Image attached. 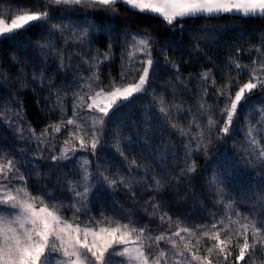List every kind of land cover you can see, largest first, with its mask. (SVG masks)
<instances>
[{"label":"trees","instance_id":"trees-1","mask_svg":"<svg viewBox=\"0 0 264 264\" xmlns=\"http://www.w3.org/2000/svg\"><path fill=\"white\" fill-rule=\"evenodd\" d=\"M41 3L42 0H0V6L19 12L41 11ZM118 8V17L100 16L93 21L95 28L90 32L91 44L100 52L107 49L110 37H119L113 43L116 54L113 62L110 66H103L102 73H98L105 84L109 74L119 81L121 52L126 53L124 63L127 64L133 36L145 33L155 37L156 42L152 44L154 58L158 55L157 49H164L169 59L179 66L181 75L177 79L175 70L166 66L164 57L159 56L158 71L149 94L138 95L132 102L110 113L106 120V143L99 149L97 163L106 164V174L122 176L124 183L110 192L93 181L94 188L89 193L90 215L99 220L103 210L107 217L120 223H128L131 219L132 226L147 227L146 235L153 238L162 231L171 236L183 228L193 229L195 236L183 232L181 236H186L193 245L200 238L201 248L196 253L208 256L212 264H218L215 253L209 256L203 250L214 243L204 233L220 232L221 239H225V231L230 229L234 235L240 224L247 222L243 219L245 216H264V167L248 163L242 156L248 147L242 128L247 117L255 119V115L250 114L254 111L251 105L248 107V102L262 103L264 92H254L243 103L234 118L235 125L229 137L221 140L208 132L209 118L216 120L218 126L222 123L223 118L218 117L225 107L224 98L216 107L215 94L228 84L229 78L237 81L236 85L227 89L234 96L238 86L247 82L253 67L260 65L259 73H264V64L260 63L255 53V48L264 38V17L223 15L186 18L183 29L177 27L173 32L162 25V18L157 14L140 13L123 4H119ZM51 15L53 22L65 24L64 21H72L76 27L87 26L89 19L79 10L52 8ZM126 37L127 49L121 46ZM66 40H69L67 46ZM73 40L72 28H68L67 36H64L51 32L46 22H35L27 30L20 31L14 40H0V159L14 160L16 168L27 178L26 188L39 197L50 191L55 199L45 202L57 207H60L59 201H63L64 205L71 203L67 187H57L58 178L73 177L81 172L80 158H93L88 151L82 150L74 155L69 153V160L54 164L51 156H59L60 149L65 146L64 140L68 138L66 128L62 126L59 133L49 132L55 149L42 146L45 151L41 157L34 140L30 137L20 139L15 127L8 125L13 116L10 109L21 107L23 127L31 128L37 134L49 125L61 124L59 108L63 109L65 118H75L72 103L76 94L87 95V84L92 83L87 78L96 69L86 70L94 62H81L83 48L71 43ZM45 43L59 49L65 57L63 71L59 70L60 56L51 53L47 47H41ZM169 43L171 46H167ZM253 60L257 62L253 64ZM236 63L249 68L241 71L235 67ZM205 72L209 74L202 78L200 74ZM81 77L87 81L84 87H81ZM50 84H54L55 88H50ZM205 89L207 95H204ZM201 104L205 105L203 110ZM54 106L58 109L55 112ZM161 107L166 111L161 113ZM80 111L93 113L86 108ZM181 130L185 135H180ZM201 133L207 137L204 140L207 155L203 149L195 151ZM189 142L191 147H186ZM118 147L123 150L124 156L119 154ZM186 153H190L187 160ZM192 164L197 171L188 174L186 183L174 180L175 189L171 186L158 188L157 180L162 182L167 173L173 172L184 176ZM214 170L228 183L230 192L228 199L220 204L216 203L217 198L210 194L206 183ZM226 170L231 172V176L225 174ZM15 171L12 169L11 172ZM92 171H95V164ZM154 204L159 206L155 211ZM60 211L73 218V211L66 208H60ZM162 216L165 217L163 221ZM79 217L80 220L87 218L83 214ZM237 220L239 223H236ZM213 223L217 225L215 229L212 228ZM175 239L182 244L178 237ZM249 242H252L251 236ZM148 243L146 240L145 244ZM151 246L155 251L156 245L153 243ZM159 247L169 254L172 263L179 259L172 255L178 250H173L170 243L161 241ZM237 254L238 249L233 251L232 264H236L234 258ZM190 259L189 256L185 264ZM255 261L256 264H264V253L258 252Z\"/></svg>","mask_w":264,"mask_h":264},{"label":"snow or ice","instance_id":"snow-or-ice-1","mask_svg":"<svg viewBox=\"0 0 264 264\" xmlns=\"http://www.w3.org/2000/svg\"><path fill=\"white\" fill-rule=\"evenodd\" d=\"M119 4L139 10L140 13L157 14L162 18V25L171 28L173 32L177 27L183 29V20L186 18L199 16L212 18L223 15H241L244 18L264 17V0H42L43 10L41 11L23 10L12 16L10 23L0 17V40L16 39L20 31L27 30L35 22H46L51 32H58L64 36H67V29L72 28L75 40L71 43L83 48L81 62L93 61L94 63L89 65L86 70L96 69L92 76L87 78L88 81H92L87 84V101H85L84 95L76 94V99L72 103L73 116H78L80 110L84 108L97 114L92 125L86 127L83 124H77L75 118H65L63 109L59 108L61 124L49 125L37 134L33 129L23 127L22 107L10 109L13 116L8 126L15 127L20 139L26 140L30 137L34 140L36 150L41 154V157L45 151L42 146H48L49 150L55 149V143L49 139V132L59 133L63 126L67 129L68 138L64 140L65 146L60 149V155L51 156L53 163L67 161L71 158L69 153L74 155L82 150L88 151L93 159L80 158L82 160L80 173L70 178H58L57 187L66 186L71 199V203L68 205L59 201L60 207L45 202L55 199L50 191L42 197L29 196L24 186L27 184V178L16 168L14 160L9 159L0 163V187L6 189L3 196H0V264H126V257L129 260L135 259L136 264H172L169 254L159 247L161 241L170 243L173 250H178L172 252V255L179 257L175 264H185L189 256L191 259L187 261V264H192V261H195L196 264H212V260L208 256L196 254V251L201 248L200 238H197L196 244L193 245L190 241H184V237L181 236V232L195 236L193 229L183 228L172 233L171 236H166L162 231L160 235L153 238L146 235L147 227L132 226L131 219L128 223H120L117 219L107 217L103 210L100 212L99 220L90 215L89 193L94 188L93 181L95 185H103L110 192H114L119 184L124 183L122 176L106 174L108 172L106 164L97 163L99 149L106 143V120L110 113L132 102L138 95L149 94L150 86L158 71L159 56L164 57L166 66L175 70L177 79H180L181 75L179 66L169 59L164 49H157L158 55L154 58L152 44L156 42L155 37L150 33H145L133 44L134 51L140 53L141 58L126 66L124 63L126 53L121 52L122 63L119 81L109 74L107 84H105L98 73H102L103 66H110L113 62L116 55L113 51V43L114 39H119V37H110L107 49L100 52L99 49H94L91 44L90 32L95 28L93 21L100 16L104 18L118 17ZM57 5L78 6V10L89 18L87 26L76 27L53 22L51 11L53 6ZM68 43L69 40H66V46ZM121 46L127 49V37L121 41ZM167 46H171L170 43ZM41 47H47L51 53L60 56L59 70L63 71L66 65L65 57L61 51L49 43H45ZM261 49H264V38L261 39L260 46L255 48L260 63L264 64V51ZM132 56L133 53H127L128 60L131 61ZM256 62L253 60V64ZM235 67L243 71L247 66L236 63ZM210 71L211 69H209ZM208 74L205 72L200 75L202 78H206ZM80 81L81 87L87 83L84 77H81ZM236 84L235 78H229L228 84L215 94V106H219L221 98H224L223 103L225 104V107L220 110V117H218V119L223 118L219 126L216 120L208 119L209 135H215L217 139L223 140L229 137L234 125V118L238 115V106L246 103L254 92H264V73H258L257 69L253 67L247 82L239 85L233 96L227 89ZM49 87L55 88V85L50 84ZM204 95H207V89L204 90ZM49 102L51 103V101ZM200 108L203 110L205 105L201 104ZM57 110V107L54 106L53 111ZM165 111L164 107L160 108L161 113ZM260 111L264 113V109H260ZM258 123L262 124L261 129L252 126L246 133L248 143L253 151H244L242 156L248 163L258 162L264 167V145H261L257 140V136L264 130V122L258 121ZM172 127L175 129V125ZM180 135H185L183 130L180 131ZM205 139L207 137L201 133L195 151L203 149L207 155ZM186 147H191V143L189 142ZM117 151L121 156H124L123 150L119 147ZM124 158L127 159V157ZM189 158L190 153H186L185 160ZM93 164H95V171H92ZM12 169H16V171L9 176L8 173ZM195 171H197L196 166L192 164L184 176H177L174 172L167 173L162 182L156 181L157 186L158 188L171 186L175 189L174 180L186 183L188 174ZM225 174L231 176L230 171L226 170ZM15 182H20L22 186L16 187ZM206 183L209 186L210 194L217 198V204L226 201L230 196L228 183L215 170L213 176ZM152 207L155 211L159 206L154 204ZM60 208L73 211L72 223L62 219V213L57 214ZM79 214L86 215L87 219L81 221ZM164 218L162 216L161 220L163 221ZM243 219L247 222L240 224L234 235L230 229L224 232L225 239H221L220 232L204 233L214 241L212 246L207 249V253L209 256L215 253L218 264H232L233 251L236 249H238V254L234 258L236 264H240L241 261L244 264H256L257 253H264V216L260 218L255 215L245 216ZM236 223H239V220ZM101 224L107 226L101 227ZM216 227V223H213L212 228ZM250 236L251 243L249 242ZM176 237L182 244L177 243ZM146 240L149 241L147 245L145 244ZM153 243L156 245L155 251L151 246ZM132 244L135 247H130Z\"/></svg>","mask_w":264,"mask_h":264},{"label":"rangeland","instance_id":"rangeland-1","mask_svg":"<svg viewBox=\"0 0 264 264\" xmlns=\"http://www.w3.org/2000/svg\"><path fill=\"white\" fill-rule=\"evenodd\" d=\"M53 8H58V9H62L63 11L66 10H77L78 11V6H67V5H57V6H53ZM20 12L17 11L16 9H12L10 7H4V6H0V17L6 19L9 23H10V18L16 14H19ZM65 24H70V25H74L72 21H64ZM140 38H142V35H134L133 36V40H131V45L129 47V52L133 53L132 59L131 61L127 59V64H125L126 66L129 65L130 63H134L135 61L139 60L141 58V54L138 52L134 51L133 48V44L135 43V41L139 40ZM128 52V53H129ZM249 68V67H247ZM257 69V72L259 73V71H261L260 65L255 67ZM131 82V81H128ZM85 95V94H84ZM87 100V95H85V101ZM248 107L251 105L252 110L254 111L253 113L250 114H254L255 115V119L254 121L250 118L247 117L245 124L242 128V135L244 136L245 141L248 143L247 137H246V133L248 132L249 128L252 126H255L257 129H261L262 128V124L258 123V121L264 122V113H262L260 111V109H264V100L262 103H255V102H248ZM243 105V103L238 106V111L241 109V106ZM97 114H93V113H89V112H82L80 111V114L78 116H75L76 122L77 124H83L86 127H90L92 125L93 119L96 117ZM235 125V122H234ZM262 137H264V130L261 131L260 135L257 136V140L260 141L261 145H264V139H262ZM67 139V138H66ZM247 151L248 152H252L253 149L252 147L249 145V143L247 144ZM2 162H6L2 159H0V163ZM255 165H260V163L258 162H253ZM13 172H9L8 175L11 176ZM4 183H7V181H4ZM15 186L16 187H21V183L20 182H15ZM25 186V185H24ZM26 187V186H25ZM29 196H33V197H39L37 195H33L27 188H26ZM6 191V189L4 187H0V196H3V193ZM91 191V190H90ZM13 194H15V192H13ZM62 212L59 211L57 214L60 215ZM63 214V213H62ZM62 219H66L68 223H72L73 222V218L65 216V214L62 215ZM87 219V218H86ZM85 219V220H86ZM84 221V220H81ZM81 226L83 227V224H81ZM101 227H105L107 225H100ZM114 226V225H113ZM184 241H190L186 236H184ZM133 240H135V237H133ZM130 247H135L134 244L130 245ZM209 247L204 248V252L207 253V249ZM197 254V253H196ZM134 255V254H133ZM198 255V254H197ZM125 262L126 264H136L135 259H131L129 260L127 257L125 258ZM175 264V263H172ZM192 264H196L195 261H192Z\"/></svg>","mask_w":264,"mask_h":264}]
</instances>
